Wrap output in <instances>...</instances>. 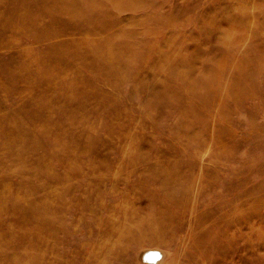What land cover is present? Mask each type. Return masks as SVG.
Here are the masks:
<instances>
[{"label": "rangeland", "instance_id": "1", "mask_svg": "<svg viewBox=\"0 0 264 264\" xmlns=\"http://www.w3.org/2000/svg\"><path fill=\"white\" fill-rule=\"evenodd\" d=\"M0 264H264V0H0Z\"/></svg>", "mask_w": 264, "mask_h": 264}, {"label": "bare ground", "instance_id": "2", "mask_svg": "<svg viewBox=\"0 0 264 264\" xmlns=\"http://www.w3.org/2000/svg\"><path fill=\"white\" fill-rule=\"evenodd\" d=\"M248 36V35H247ZM242 49V48H241ZM241 51V50H240ZM235 56V55H234ZM218 61H219V59H218ZM234 69V68H233ZM232 70V69H231ZM233 71V70H232ZM234 72V71H233ZM230 86V85H229ZM228 92V91H227Z\"/></svg>", "mask_w": 264, "mask_h": 264}]
</instances>
